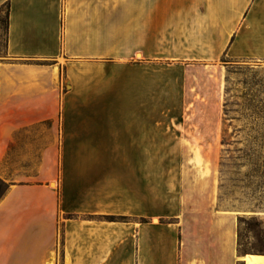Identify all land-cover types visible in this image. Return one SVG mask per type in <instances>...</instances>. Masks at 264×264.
Returning a JSON list of instances; mask_svg holds the SVG:
<instances>
[{"label":"crops","instance_id":"obj_1","mask_svg":"<svg viewBox=\"0 0 264 264\" xmlns=\"http://www.w3.org/2000/svg\"><path fill=\"white\" fill-rule=\"evenodd\" d=\"M203 2L0 0V264L264 258L238 253L212 163L153 191L146 129L182 116L185 65L264 59V0Z\"/></svg>","mask_w":264,"mask_h":264},{"label":"rangeland","instance_id":"obj_2","mask_svg":"<svg viewBox=\"0 0 264 264\" xmlns=\"http://www.w3.org/2000/svg\"><path fill=\"white\" fill-rule=\"evenodd\" d=\"M184 1L187 6L191 0ZM195 1L185 15L203 9L204 0ZM5 10L0 9V57ZM183 76L182 116L146 129L153 191L161 183L174 190L181 173L183 178L190 173L189 159L196 152L214 165L218 205L237 217L238 253L264 255V59L224 55L210 65H185Z\"/></svg>","mask_w":264,"mask_h":264},{"label":"trees","instance_id":"obj_3","mask_svg":"<svg viewBox=\"0 0 264 264\" xmlns=\"http://www.w3.org/2000/svg\"><path fill=\"white\" fill-rule=\"evenodd\" d=\"M5 17H4V29H5ZM263 164V168H264V161L262 162ZM262 177H264V172H262ZM9 188V184H7L5 181H3L2 179H0V200L1 198L5 195V193L7 192ZM111 220H120V218L118 217H111ZM121 220H125L124 218H121ZM241 245L238 243V247H240ZM246 254V253H245Z\"/></svg>","mask_w":264,"mask_h":264},{"label":"bare ground","instance_id":"obj_4","mask_svg":"<svg viewBox=\"0 0 264 264\" xmlns=\"http://www.w3.org/2000/svg\"><path fill=\"white\" fill-rule=\"evenodd\" d=\"M192 163L199 164V157L196 152H193L192 157L190 158ZM249 264H264V258L257 261V263L249 262Z\"/></svg>","mask_w":264,"mask_h":264}]
</instances>
